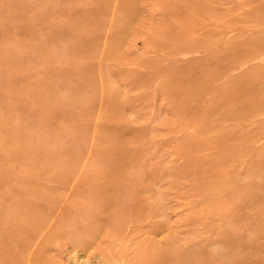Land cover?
I'll return each instance as SVG.
<instances>
[{
	"label": "rangeland",
	"instance_id": "374dc122",
	"mask_svg": "<svg viewBox=\"0 0 264 264\" xmlns=\"http://www.w3.org/2000/svg\"><path fill=\"white\" fill-rule=\"evenodd\" d=\"M145 254L264 264V0H0V264Z\"/></svg>",
	"mask_w": 264,
	"mask_h": 264
},
{
	"label": "bare ground",
	"instance_id": "6f19581e",
	"mask_svg": "<svg viewBox=\"0 0 264 264\" xmlns=\"http://www.w3.org/2000/svg\"><path fill=\"white\" fill-rule=\"evenodd\" d=\"M119 186H120V180L119 179H114L111 183H108L107 185H105V186H103L101 188H98L101 192H105L106 193L105 196H102V198H100L99 205L97 204V209L95 210L99 214V216L101 217V219L98 218V223L99 224H101L104 221L103 220V217H102L103 215L101 216V214H103L105 210H107V209L109 210V208H113L115 206V205H113L114 203L116 205L117 204L119 205L120 200L116 196V190L118 189ZM35 222H36V224H39L40 223L39 220H36ZM46 223H47V221H46ZM249 247H251V246H249ZM137 262H138L137 264H160L161 263V259L158 258V257H156V254H153V255L152 254H150V255H146L145 254V256L143 258H141L139 261L137 260Z\"/></svg>",
	"mask_w": 264,
	"mask_h": 264
}]
</instances>
